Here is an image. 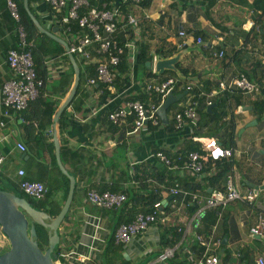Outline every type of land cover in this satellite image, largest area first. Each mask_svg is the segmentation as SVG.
<instances>
[{"label":"crops","instance_id":"0c3cea01","mask_svg":"<svg viewBox=\"0 0 264 264\" xmlns=\"http://www.w3.org/2000/svg\"><path fill=\"white\" fill-rule=\"evenodd\" d=\"M11 1L17 5L16 0ZM106 1L111 8H118L116 39L120 43H131L136 53H145L147 68L152 56L166 60L167 67L155 75L158 79L181 78L183 87H194L197 120L175 129L174 114L188 105L189 99L178 88L175 96H182L170 104L167 124L157 128L147 125L134 133L129 125L109 127L104 116L112 106L119 107L125 101H148V97H133L143 95L140 92L146 94L143 86L146 87L150 72L137 79L130 74L111 89L106 85L99 89V85L90 86L87 81L95 77V68L102 58L91 54L86 63L73 56L82 81L57 121L60 152L66 161L63 167L71 172L76 187L70 221L63 224H70V236L60 229L72 247L70 253L61 251L66 263L138 264L145 260L144 264H197L205 251L197 235L209 242V251L219 258L218 264H255L259 257L264 259V239L249 233L264 215V0H147L140 6L125 0ZM27 3L45 32L66 44L78 35H69L60 24L69 4L54 12L41 0ZM128 16L136 18L135 27H129ZM36 31L29 40L31 54L38 62L35 67L46 73V81L38 101L0 127V149L11 170L8 177L18 180L16 171L21 169L28 181L50 186L55 183L57 190L52 200L61 202V176L52 164V124L71 89L74 71L65 47L37 28ZM181 32L185 35L180 36ZM197 37L202 38L204 46L195 43ZM16 44L17 32L7 0H0V89L12 76L5 55ZM128 61L131 67L129 58ZM88 65L94 66L93 76H89ZM240 75L258 90L239 91L234 81ZM120 93L122 96H117ZM207 102L212 103L209 110ZM194 137L215 138L224 149L234 151L232 159L207 163L195 175L170 169L152 157L154 152H162L171 160L170 156L198 149ZM16 142L24 144V152L15 148ZM229 176L242 195L253 191L256 196L252 201L237 199L208 211L195 230V207L188 205L189 197L182 193L172 196L170 189L176 184L205 199L212 190L222 189ZM85 187L98 191L109 188L126 194L127 200L119 210L103 211L86 201ZM152 193L162 200L161 204L171 198L161 205L157 221L118 251L103 253L113 231L142 211L152 201ZM167 205L168 209L163 210ZM177 235L179 240L174 241ZM0 245H8L1 231ZM170 246L176 248L177 258L159 262L157 256ZM82 256L88 261L81 263Z\"/></svg>","mask_w":264,"mask_h":264},{"label":"built area","instance_id":"2783aa9c","mask_svg":"<svg viewBox=\"0 0 264 264\" xmlns=\"http://www.w3.org/2000/svg\"><path fill=\"white\" fill-rule=\"evenodd\" d=\"M46 3L54 12H60L69 4L66 14L60 18V24L63 30L68 34L71 27L76 25L81 29V34L68 41L66 50L67 55L77 56L83 61L91 59L90 48L97 46L95 53L102 58L95 68V77L88 79L87 84L90 86L106 85L111 89L115 78L117 77V67L120 57L127 54L131 64L134 61L135 49L131 43H120L116 39L117 17L119 15L118 8H111L106 0H41ZM134 6H140L144 0H125ZM10 16L14 21V27L17 32L16 47L9 49L5 55V62L12 76L6 80L0 89V107L1 120L0 127H5L12 120L13 115L26 110L28 105L35 102L40 94L43 85L36 74L34 61L31 54V45L27 39L26 31L21 23V16L18 6L11 0H7ZM127 22L129 27H135L137 20L134 16H128ZM184 36V33H179ZM195 43L204 46L201 37L195 39ZM221 54V53H220ZM158 56H152L147 62L150 70V78L146 83L145 92L148 96L147 102L125 101L119 107L114 108L107 114V121L115 126L129 125L134 133L138 130L145 129L147 125L158 127L162 122L158 116V109L165 102L169 93L175 96L177 89H183L187 94L188 105L179 109L174 114L175 129L182 128L184 123H196V100L191 84L183 87L182 79L176 77L160 78L155 77ZM234 85L244 93L256 92L258 87L250 82L245 76L240 75L234 81ZM220 88L225 90L226 87L220 83ZM182 96L181 93H178ZM177 95V94H176ZM117 96H122L120 93ZM151 96L159 98L156 103ZM212 106L207 102V107ZM130 132V133H131ZM194 141L199 144V151L188 152L183 157L176 160H170L162 152L152 154L156 159L163 162L170 169H179L195 175L200 174L208 162L215 163L222 159H232L234 151L232 149H224L222 145L213 137H194ZM15 148L19 152L25 151V146L21 142H16ZM6 160L5 155L0 150V169ZM17 175L23 177L24 171L18 170ZM18 188L27 197L42 201L46 195L47 189L41 182L28 181L21 179L18 182ZM172 195L182 193L189 197L188 205L195 207L192 227L198 230L201 226L202 219L208 211H216L228 203L237 199L252 201L256 196L255 192L249 191L242 195L235 186L233 179L229 176L225 185L220 190H212L205 199L181 189L178 185H174L169 191ZM86 201L93 206L104 211H116L122 207L127 197L121 192H111L109 190L98 191L94 188L87 187L84 192ZM161 203H155L150 206L149 212L137 213L134 218L128 222L120 224L114 235L115 244L124 246L137 234L145 232L152 224L157 221L158 211H160ZM190 227V225L188 226ZM249 233L252 237L264 239V215L259 217L258 223L250 228ZM197 239L205 251L197 264H218L219 258L211 254L210 245L200 235ZM176 248L174 246L164 248L157 256L159 262H167L174 258ZM81 263L88 261L87 257H79ZM255 264H264V259L259 257Z\"/></svg>","mask_w":264,"mask_h":264},{"label":"water","instance_id":"95a60500","mask_svg":"<svg viewBox=\"0 0 264 264\" xmlns=\"http://www.w3.org/2000/svg\"><path fill=\"white\" fill-rule=\"evenodd\" d=\"M23 7L32 23L41 33L46 34L48 37L62 44L66 50L68 49L67 44L62 39H59L53 34L42 30L36 19L29 11L27 0H24ZM68 57L73 67L74 80L66 99L60 105L53 118L52 134L56 163L61 173L66 175L70 180L69 191L60 212L56 217L52 218L45 212L34 209L33 206L24 199L17 198L12 193L0 189V231L6 237L9 245L7 251L0 256V264H54L52 250L58 244V230L61 223L65 219L67 210L70 207L74 190V179L66 172L61 163L60 143L57 134L58 118L62 111L72 101L79 81V69L75 59L72 55H68ZM167 65L168 63L166 60L159 59L156 65V70L159 72L165 69ZM180 97V95L174 96L172 93L167 95L165 102L158 109V116L162 124L168 123L166 114L167 110L170 104L177 101ZM210 108L211 106L208 107V110ZM169 200H171V198L163 201L162 205H165ZM28 219L47 230L48 246L43 251L28 235Z\"/></svg>","mask_w":264,"mask_h":264},{"label":"trees","instance_id":"16d2710c","mask_svg":"<svg viewBox=\"0 0 264 264\" xmlns=\"http://www.w3.org/2000/svg\"><path fill=\"white\" fill-rule=\"evenodd\" d=\"M145 1H147V0H144L143 3L144 4H147ZM16 3L18 5L19 11H20L21 23H22V25H23V27H24V29L26 31L27 39L29 41V40L33 39L35 33L37 32L36 31V28H35V25L32 23L31 19L29 18V16L27 15L25 9L23 8L22 0H19V1L16 0ZM70 34H72V35L78 34L79 35V34H81V29L79 27H77L76 25H74L73 27H71V31H70L69 35ZM96 49H97V46H94L92 50L90 49V52H91L92 55L95 54V50ZM147 60L148 59L146 58V54L145 53H143V52L135 53L134 61L132 63V66L130 67L129 66V61H128V58H127V54L122 55L120 57V62H119V65L117 67V77L115 78L113 84L114 85H118V83H120V82L123 83V81L125 79H127L130 76V74L133 76V78H136V79L138 77H140V75H142V74L147 75V73L150 72V70L145 66ZM33 61H34V66H35V64L37 66V63H38L37 60H33ZM87 62H89V61H87ZM93 68H94L93 65H88L87 69H89V76H93L92 75L94 73V69ZM35 71H36V74H37L38 78L40 80H42V82H43V85L41 87V89H42L43 86H44V83L46 81V73L45 72H42L40 70L39 66H38V68L35 67ZM81 81H82V76H81V72H80L79 73V81H78V84L79 85H80V82ZM102 86H103L102 84H99L98 88L101 89ZM143 88H144V91H145V86H143ZM143 88H142V90H143ZM41 89H40V93H41ZM140 93H142L144 96L143 95L135 96V97H133V99H139V98L141 100L147 99L148 96L146 94H144V92H140ZM193 93L195 95H197V91L194 88H193ZM39 96H40V94H39ZM39 96H38V99H39ZM151 97L153 99H155V102L156 103L159 102V99H157V97H155V96H151ZM38 99L36 101H38ZM35 102L30 103L28 105L27 109H29ZM114 107L115 106H112L110 109L113 110ZM26 110H24V111H26ZM24 111H22L21 113H23ZM110 111H108V113ZM107 114H105V116H104L106 119H107ZM109 127L115 128V126H113L111 124L109 125ZM154 128H157V127H154ZM33 141L36 142V140H33ZM191 151H199V146H198V149L190 150V151H187V152L182 153L180 155L176 154L174 156H170L172 158L171 160H176L178 157H183L188 152H191ZM1 153L4 155V153L2 152V150H1ZM154 153H157V152H154ZM60 158H61L62 165L65 166L66 165V161H65V159H64V157L62 155V151L60 152ZM5 161H4V163H3V165L1 166V169H0V189L12 193L17 198L24 199L26 202L30 203L33 206L34 209L41 210V211L45 212L46 214H48L52 218L56 217L58 215V213L60 212V210H61V208H62V206H63V204H64V202L66 200V197H67V194H68V191H69L70 180H69V178L66 175L62 174L61 171L59 170V168L57 166V163H56L55 155L52 154V164H53L54 169L61 176V182H62V186H63V194H62V201L61 202H57V201H53L52 200V197H53L55 191L57 190V184H55V183L52 184L51 186L50 185H45L46 186V189H47V192H46V195H45V197H44V199L42 201H35V200L30 199L29 197H27L18 188V181L20 180V178L18 180H14V179L8 177V174L11 172V170L9 172V169L7 168V162L5 163ZM208 163H211V162H208ZM67 173L70 176L72 175L71 172H68L67 171ZM16 175H17V173H16ZM86 188L87 187L84 188V192H85V189ZM75 190H76V187H75V183H74V190H73V194H72V202H71L70 207L67 210L66 215H65V220L67 222L70 221V219H69V217H70V210H71V208H72V206L74 204ZM105 190H109L111 192H116V191H113V190H111L109 188L108 189H105ZM105 190H102V191H105ZM102 191H100V192H102ZM155 195L156 194H153L152 201L148 202L147 205H145V208L142 211H140V212L147 213V212H149V209L148 208L150 206H153V204H155V203H161L162 200L159 199L158 197H156ZM134 200L136 202H138L137 199H134ZM123 205H122V207H123ZM168 207H169L168 205L165 206V208L163 210H167ZM121 208H119V209H121ZM100 210H102V209H100ZM69 225H68V227L63 225L62 226V230H61V232L62 231L67 232L68 233V237L70 236V227H69ZM61 232L58 230V235H59L58 244L52 250V253H53V262L55 263L56 261H58L61 264H67L66 261H65V257L62 256V252L61 251H66V253H70L72 247L70 245H68L69 244V241L68 240H65L63 238L64 234L61 235ZM43 234H45V238H44L43 245H41V238H42ZM28 235H29V237L32 240L35 241V243L38 245V247L42 251L48 246V234H47V230L44 227L40 226L37 223L32 222L29 219H28ZM114 235H115V231H113L111 237L109 238L107 244L105 245L104 252L103 253H107V251L116 252V251H118L120 249L121 246L115 244ZM179 237H180V235L175 236L174 241L179 240ZM6 251H7V249L6 250L3 249L0 252V256L2 254H4ZM201 252H202V250L200 251V253ZM174 258H177V256H174Z\"/></svg>","mask_w":264,"mask_h":264},{"label":"rangeland","instance_id":"374dc122","mask_svg":"<svg viewBox=\"0 0 264 264\" xmlns=\"http://www.w3.org/2000/svg\"><path fill=\"white\" fill-rule=\"evenodd\" d=\"M64 222V221H63ZM44 238H45V234H43V236H42V238H41V245H43V242H44ZM9 248V245H0V251L1 250H6V249H8ZM137 262H135V264H136ZM145 263V260L144 261H141V262H139L138 264H144ZM54 264H61V263H59L58 261H56ZM103 264H106V262H103Z\"/></svg>","mask_w":264,"mask_h":264},{"label":"clouds","instance_id":"9594fccd","mask_svg":"<svg viewBox=\"0 0 264 264\" xmlns=\"http://www.w3.org/2000/svg\"><path fill=\"white\" fill-rule=\"evenodd\" d=\"M20 170H21V169H20ZM17 171H18V170H17ZM17 176H18V175H17ZM23 176H24V175H23ZM18 177L20 178V180H21V179H24V177H20V176H18ZM20 180H19V181H20ZM24 180H26V179H24ZM19 181H18V182H19ZM35 182H38V181H35ZM41 183H42V182H41ZM43 184H44V183H43ZM44 185H45V184H44ZM45 187H46V186H45ZM30 199H31V198H30ZM35 201H36V200H35ZM64 222H65V219H64ZM64 222L61 223V225H60V227H59V231H60V229H62L61 226H63ZM116 229H117V228H116ZM121 247H122V246H121ZM59 263H60V262H59Z\"/></svg>","mask_w":264,"mask_h":264}]
</instances>
